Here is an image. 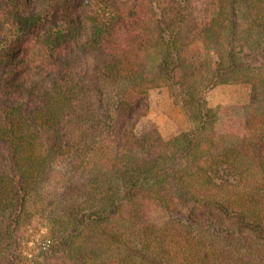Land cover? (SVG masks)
Returning <instances> with one entry per match:
<instances>
[{
  "label": "trees",
  "instance_id": "16d2710c",
  "mask_svg": "<svg viewBox=\"0 0 264 264\" xmlns=\"http://www.w3.org/2000/svg\"><path fill=\"white\" fill-rule=\"evenodd\" d=\"M0 264H264V0H0Z\"/></svg>",
  "mask_w": 264,
  "mask_h": 264
},
{
  "label": "rangeland",
  "instance_id": "374dc122",
  "mask_svg": "<svg viewBox=\"0 0 264 264\" xmlns=\"http://www.w3.org/2000/svg\"><path fill=\"white\" fill-rule=\"evenodd\" d=\"M206 100L212 108L228 106L240 108L248 104L249 88L241 84H219L207 92ZM139 105L145 114L146 122L152 125L163 139H170L187 130L185 118L167 87L151 89L146 99L142 98ZM161 217L162 215L158 213L155 218ZM33 227L35 239H38L45 230L36 224H33Z\"/></svg>",
  "mask_w": 264,
  "mask_h": 264
}]
</instances>
